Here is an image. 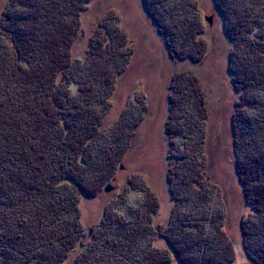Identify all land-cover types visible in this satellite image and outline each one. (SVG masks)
I'll list each match as a JSON object with an SVG mask.
<instances>
[{
  "label": "trees",
  "instance_id": "obj_1",
  "mask_svg": "<svg viewBox=\"0 0 264 264\" xmlns=\"http://www.w3.org/2000/svg\"><path fill=\"white\" fill-rule=\"evenodd\" d=\"M90 1L9 0L1 11L0 264L171 263L170 252L153 245L150 223L158 203L149 188L141 189L144 198L130 214L110 203L95 230L86 233L82 222V197L97 196L103 182L114 179L116 165H123L148 112L145 95L135 104H126L114 122L105 124L114 107L119 78L127 70L133 51L120 29V17L110 11L100 19L85 55L74 59L82 15ZM215 1L226 11V32L233 41H240L243 29L248 36L257 31L253 48L260 56L261 79L251 72L257 57L250 48L244 62L234 64L237 70L233 83L237 90H251L250 101L264 108V0ZM145 4L150 15L156 19L159 13L161 17L156 23L166 34L170 57L201 61L206 48L199 38L203 31L197 20V0H145ZM181 78L176 76V84L170 86L173 93L165 133L171 140L181 136L184 146L201 156L206 125L204 100L195 78L184 77L188 85L181 84ZM234 123L235 137L239 134L235 151H241L237 154L241 164H237L243 197L257 213L258 232L264 237V110L253 125L248 123L247 134L243 132L247 126L237 120ZM255 165L256 171H251L250 166ZM201 167L204 171H199L196 164L191 177L181 176L179 170L173 172L175 181L183 187L182 195L195 193L193 186L198 181L191 179L198 171L205 173L203 164ZM92 182L97 183L94 186ZM182 212L168 231L176 236L174 240L179 236L176 228L181 234L194 236L198 248L204 249L203 261L191 263L187 260L191 254L174 248L177 256L186 264L223 263L221 257L229 254L231 244L225 221H217V231L224 238L217 232L213 240L205 226L209 209L191 203ZM244 219L241 226L247 248L249 234ZM210 239L218 247L228 246V250L219 253ZM170 241L173 247L175 242ZM254 255L256 264H264L263 252L255 251Z\"/></svg>",
  "mask_w": 264,
  "mask_h": 264
},
{
  "label": "rangeland",
  "instance_id": "obj_2",
  "mask_svg": "<svg viewBox=\"0 0 264 264\" xmlns=\"http://www.w3.org/2000/svg\"><path fill=\"white\" fill-rule=\"evenodd\" d=\"M8 2L9 0H0V14ZM197 3L199 7L197 20L203 31L199 38L205 43L206 53L201 61L195 63L170 57L165 43L166 34L162 26L158 27L156 23V19L161 17L158 13L155 19L149 14L145 0H91L84 11L81 32L73 48L74 59L85 55L89 39L98 29L100 19L110 11H114L120 17V29L127 35L128 47L133 51L127 70L119 78L114 94V107L107 115L105 124L114 122L126 104H135L136 100H140L145 95L148 112L123 158V165L120 168L116 165L114 179L105 180L97 196L82 197L80 202L82 222L86 233L95 230L103 219L104 208L110 203H115L120 208V212L130 214L131 209L136 208L144 198L141 189L149 188L158 203V210L153 213L150 223L155 236L153 245L160 250L170 252V264H186L177 256L176 248L179 251L183 250L187 255L191 254L187 257L191 263L203 261L204 249L198 248L194 236L181 234L176 227H173L179 234L174 240L176 236L170 235L171 232L168 231L175 224L177 217L184 214L182 212L184 207L191 203L209 209L210 219L205 225L208 226L209 238L213 239L215 235L217 236V232L222 239L224 238L222 233L217 231V221H225L226 233L231 244H229V254L222 255L224 262L221 264H256L257 258L254 254L255 251L264 253V237L258 232L257 213L253 211V207L246 205L243 197L240 176H238L241 163L240 157L237 156L241 151H235V141L239 140V134L237 133L238 136L235 137L234 122L237 120L242 126L243 124L247 126L246 130H243L247 134L248 125H253L254 121L261 117L264 108L256 107L250 101L251 90L235 89L233 79L237 70L234 64H238L240 60L244 62L243 59L250 48L253 51L250 53H254L257 57L256 65L251 72L255 71L257 78L261 79L258 60L260 56L256 48H253V42L258 40V35L256 31L253 36H248L247 30L243 29L240 31V41H233L226 32V11L220 9L219 3L215 0H197ZM234 7L235 10L238 9L236 4ZM233 14L238 17V13ZM1 25L0 21V39ZM176 76L182 77L180 83L187 85L188 78L184 77L190 76L191 80H197L196 84L200 87L206 113L201 156L184 146L181 136H175L171 140L165 133L170 114L169 97L173 93L170 86L176 84L173 81ZM72 87L75 90L76 87ZM259 95L261 94L257 96ZM251 130L254 131V128ZM169 156L172 161H169ZM250 156L254 158L251 153ZM196 164L200 166L199 171L202 170L201 164L206 171L205 173L198 171L191 179L198 181L199 184L193 186L195 193L182 195L183 187L175 181L173 172L179 170L181 176L186 174L191 177L197 169V167L195 169ZM261 166L264 167V162ZM256 167V165L250 166V170L256 171ZM92 183L95 186L97 182ZM108 186H110L109 191H105ZM172 187L176 190V196L172 193ZM177 191L180 194H177ZM121 202L124 203L123 206ZM243 219L245 220L243 225L246 224L247 231H245L249 234L247 248L241 226ZM170 240L175 242L173 247ZM211 244L215 245L212 240ZM214 247L219 249V253L223 249L228 250L226 245L220 246L221 248L216 245ZM199 249L202 251L196 254Z\"/></svg>",
  "mask_w": 264,
  "mask_h": 264
},
{
  "label": "water",
  "instance_id": "obj_3",
  "mask_svg": "<svg viewBox=\"0 0 264 264\" xmlns=\"http://www.w3.org/2000/svg\"><path fill=\"white\" fill-rule=\"evenodd\" d=\"M109 189H110V186L106 187L105 188V191H109Z\"/></svg>",
  "mask_w": 264,
  "mask_h": 264
}]
</instances>
